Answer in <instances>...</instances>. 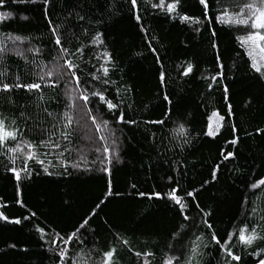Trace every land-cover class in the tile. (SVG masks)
Returning a JSON list of instances; mask_svg holds the SVG:
<instances>
[{
	"label": "trees",
	"instance_id": "16d2710c",
	"mask_svg": "<svg viewBox=\"0 0 264 264\" xmlns=\"http://www.w3.org/2000/svg\"><path fill=\"white\" fill-rule=\"evenodd\" d=\"M156 2L138 0L140 23L135 19L130 0H51L46 6L47 12L40 2L4 0L0 6V13L11 14L7 19L0 17V43L9 49L4 60L9 77L18 74L24 82H29L36 78L30 75L34 69L39 70L36 65L52 67L56 64L54 57L58 52L51 33V28L56 27L70 52L84 49L83 54L67 58L79 63L89 80L93 74L102 76L96 72L100 65L109 67L112 83L104 85L97 81L95 88H106L109 99L123 98L126 119L139 122L117 124L104 105L95 104V114L103 113L118 137L122 162L113 160L110 175L100 170L106 166L99 162L100 157L95 152L89 157L90 166L65 170L58 151L51 152L46 145L40 149L49 152L43 167L52 175L44 174L38 163L29 162L31 179L21 172L25 178L17 186L8 169L19 170L22 158H17L12 165L7 157L0 156V212L9 220H21L20 224L0 220V264H57L44 240H51L57 233L71 232L94 209L97 214L89 224L95 231L89 233L88 247L82 253L85 264H101L100 253L113 246L119 250L118 264H140L123 240H127L134 251L155 250L157 254L151 258L152 264H161L166 256L175 254L180 247L179 238L173 239L177 232L181 236L185 231L203 233L207 242L208 230L202 220L193 228L191 221L183 219L179 205L153 195L156 192L163 195L169 189L171 185L166 178H172L173 183L179 179V184L175 185L180 189L177 195L184 194L187 214L197 217L201 209L211 212L207 219L218 235H224L240 221L245 186L264 170V132L258 131L264 129V79L251 69L245 49L236 39L243 33L227 25L207 23L198 0H181L180 6L183 14L200 19L198 25L172 19L163 9L151 7V3ZM220 7L232 10L228 0H221ZM76 12L86 14L88 23L78 21ZM78 24L83 28L77 27ZM96 31L104 33V48L113 57L111 65L105 64L101 57L104 48L97 49L92 44L90 37ZM212 31L217 32L216 37H212ZM9 37H20L23 43L16 45ZM213 43L219 46V59ZM149 45L156 49L155 53ZM15 46L24 49L23 56L14 52ZM189 64L193 70L184 76ZM219 64L224 67L219 68ZM78 74L83 81L85 76ZM57 83L59 87L44 90L45 99L39 104L36 93L25 94L20 90L15 96L16 107L8 111L7 101L0 100V111L16 118L24 128L19 119L20 106L24 105L35 128L49 129L53 124L59 128L57 121L62 120L71 103L67 88L74 85V81L66 77ZM225 85L229 89L227 95L222 91ZM164 95L172 100L171 106L163 99ZM45 107L56 119L47 116L43 111ZM169 107L174 114L166 120L165 126L145 123L164 118ZM214 115L220 117L221 123L216 133L208 136L205 133L210 131ZM181 123L187 129L186 135L173 139V129ZM73 128L71 140L61 141L72 150H65L68 165L80 162V151L90 149L84 141L89 134L87 131L98 137L84 112ZM25 136L36 143L40 139L36 131L26 132ZM237 136L239 144L231 145L229 141ZM94 143L100 144L98 140ZM228 150L235 152V159L223 160L222 154H227ZM218 164L220 171L213 180L212 171ZM110 183L113 195L107 196ZM197 189L195 199L186 195ZM140 193L145 195L142 197ZM262 199L264 197L255 200L258 209H264ZM105 200L97 209L96 205ZM33 212L35 216H31ZM181 225L187 227L182 229ZM37 228L44 229L43 239ZM190 239L184 243H189ZM12 244L16 247L11 248ZM73 251L81 252L79 248ZM220 259L221 254L210 247L205 251L202 264H219ZM254 259L245 255L243 264Z\"/></svg>",
	"mask_w": 264,
	"mask_h": 264
},
{
	"label": "snow or ice",
	"instance_id": "6c2138e0",
	"mask_svg": "<svg viewBox=\"0 0 264 264\" xmlns=\"http://www.w3.org/2000/svg\"><path fill=\"white\" fill-rule=\"evenodd\" d=\"M12 2L19 3H37L40 2L45 5L44 11L47 12V5L51 3V0H12ZM4 0H0V6H3ZM201 8V15L209 24L219 23L221 25H227L233 28L237 32H242L243 34L238 35L236 39L239 41L241 47L245 49V53L250 60V67L256 73L259 74V78L264 79V0H228V7L232 10L229 12L227 8L220 7L221 0H198ZM132 9L134 10L135 19L137 23H140L142 16L139 14L138 0H130ZM181 0H157L156 3H151L152 8L163 9L165 13L172 19H179L180 22H192L194 24H199L200 19L195 18L186 14H183L181 9ZM210 10L212 14L210 15ZM78 18V21L88 23L86 19V14H80L78 12L74 13ZM11 14L5 15L0 13V17L5 19L10 18ZM28 19V17H24ZM77 27L83 28L82 24H78ZM144 31V29H141ZM199 31V29H196ZM86 32V29H84ZM52 39L57 46L58 56L54 57L56 64L52 67L47 65L41 66L36 65V69L30 75H34L36 78L30 80L29 82H24L20 75L13 74L9 77L4 60L9 52L7 46L0 43V100H6L8 104V111L16 107L15 96L20 91L23 90L25 94L36 93V103L39 104L43 102L44 90L46 88H56L59 87L57 81H63L66 77L69 81H74V88L72 92L75 95L70 96L71 103L67 105L68 111H65L62 115V120H58L57 123L60 125L57 128V124H53L51 128H35L31 121L32 117L28 114V109L26 106H20V117L19 119L24 123L25 127L21 128L20 124L17 122L16 118L9 117L4 111H0V156H5L10 161L12 165L16 164L17 158H22V165L18 170L16 167H10L8 170L13 174L17 186L22 181L23 178L31 179V172L29 169V162L38 163L41 165L43 173L46 175H52L47 167H43L45 164V159L48 157L49 152H42L46 145L51 152H57L61 158V164L65 170L68 167H72L75 170H80L79 163H73L68 165L67 158L65 156V150L71 152L70 148H66L65 144L61 141L68 142L71 140L74 132L73 124L75 122V117L72 113V109L75 108V101L77 99L83 101V106L85 107V115L89 116L92 124L95 126L97 132H101L102 129L108 128L109 120L104 119L103 113L100 115L95 114V104H102L109 113L115 117L117 124H138L139 122L134 119H126L124 110L123 98L116 99L113 96L111 99L108 98L107 89L97 90L94 83L97 81L102 82L104 85H109L112 83L109 77V67L100 65L96 68V72L102 74L91 75V80L87 78V74L82 73V69L79 63H75L72 59H69L70 55H76L77 53L83 54L84 49L78 48L75 53L70 52L66 47V43L62 40L63 34L56 28H51ZM74 35V33H73ZM212 37H216L217 32L212 31ZM15 44L16 41L23 43L20 37H9ZM92 44L95 48H104L105 36L103 32L96 31L92 37H90ZM151 48V45H149ZM213 49L217 50V59L220 58L219 46L216 43L212 44ZM31 51L32 49H28ZM39 52L38 49H36ZM153 53L156 52L155 48H151ZM18 55L23 56V52L17 51ZM140 55V53H138ZM101 57L104 59L105 64L111 65L113 63V57L111 52L106 48L101 52ZM100 59V57H97ZM157 59L159 57L157 56ZM63 61V63H60ZM34 63V62H33ZM219 68H223L222 64L218 65ZM44 69H47L46 71ZM193 70V66L189 64L186 70L183 72L184 76H187ZM83 74L85 78L81 80V75ZM223 76V73H220ZM161 82H164L165 75L162 72L160 74ZM213 80L216 79L215 76L212 77ZM130 93L131 89H127ZM222 91L227 95L229 89L227 85L223 86ZM67 94V93H66ZM163 99L167 102L169 106L172 105V100L168 95H164ZM115 101V102H114ZM92 104L93 107H88ZM43 111L48 117L53 116L52 112H49L47 107L43 108ZM171 107L164 114V118L159 120H149L145 123H151L159 125L161 127L166 125V120L172 116ZM235 126L233 125V129ZM32 131L39 133V142H33L29 140L25 133L31 134ZM177 137H184L186 135L187 129L185 125L181 123L179 128L175 130ZM215 130H210L205 134L208 136H213ZM259 132H264V129H258ZM108 135L112 140V145L115 146L118 140L116 132L112 129H108ZM101 141L106 140L105 135L99 137ZM187 142V141H186ZM231 145L239 144V137H235L229 141ZM104 152L108 154L107 163L111 165L113 159L120 163L119 152L117 151L115 157L112 155V149L104 146ZM223 160H228L229 158L235 159V152L228 150L227 154H222ZM43 157V158H42ZM223 162V161H222ZM85 171H91V169H84ZM101 171L108 172L111 174V168H101ZM179 172V170H177ZM220 171V165H216L212 171V179L217 178V173ZM21 172L25 174V177L21 176ZM36 172V175H39ZM166 182L171 186L162 195L160 192H156L153 195L158 199H167L176 205H179V212L183 216L185 221H191V225L195 228L200 221H203L205 228L208 230V241H204L203 233H193L185 231L183 236L180 232L175 233L173 239L179 238L180 247L176 250L175 254L166 256L162 260L161 264H202L204 259L205 251L214 247L218 254H221V259L219 264H243V258L245 255L248 257H254V260L247 261V264H264V209H258L255 200L264 197V170H261L256 174V178L245 186V193L242 196L243 204V215L240 221L231 226L230 231H225L224 235H218L216 230L213 228L212 223L207 219L211 216V212H204L203 209L200 210V215L197 217H192L187 214L186 201L184 199V194L177 195L180 191L175 185L179 184V179L172 182V178H166ZM135 188V185H132ZM190 191L186 195L188 197L196 198V192ZM111 183L109 184V191L107 196H112ZM119 195V193H117ZM143 197L145 193H140ZM151 199L152 196H149ZM105 201H101L96 205L99 209ZM264 204V199L261 200ZM199 208V204L196 205ZM97 212L92 210L90 214L82 219L78 226L69 233L60 234L57 233L51 240H44L45 245H48V251L52 252L57 260V264H85L83 261V249L87 248L89 233L94 232L95 229L91 227L89 221L95 217ZM36 213H31V216H35ZM30 217H25L29 219ZM0 220L7 221L9 223L20 224V219L9 220L8 216L0 212ZM186 225H181V228H186ZM41 234V239L44 238L46 233L44 229H36ZM189 243L185 244L186 240ZM223 241V243H222ZM124 246L127 247L128 251L133 254L139 261L140 264H152V259L156 256V251L151 249H145L144 251H134L128 244L127 240H123ZM11 248H15L16 245H10ZM171 248V246H169ZM79 248L80 253H76L73 250ZM27 251V249H25ZM118 248L113 246L108 250L100 253L101 264H118Z\"/></svg>",
	"mask_w": 264,
	"mask_h": 264
},
{
	"label": "rangeland",
	"instance_id": "374dc122",
	"mask_svg": "<svg viewBox=\"0 0 264 264\" xmlns=\"http://www.w3.org/2000/svg\"><path fill=\"white\" fill-rule=\"evenodd\" d=\"M13 42V41H12ZM18 42L20 41H17L15 44L17 45ZM21 43V42H20ZM21 45V44H19ZM15 49L14 52L17 53V51H20V52H23L24 49L22 50L21 47L19 46H15ZM26 50V49H25ZM65 80V79H64ZM75 83V82H74ZM74 88V85H70L67 89H68V93H69V97L72 96V95H75L74 92H72V89ZM71 101V99H70ZM88 107H90V105H88ZM74 113V117H75V121H78V119L83 116V112L85 113L86 109L85 107L83 106V101L77 99L75 101V108L73 109ZM88 119H89V123H92L90 117L88 116ZM220 123H221V119L219 116L217 115H214L211 120H210V130H215L214 133H216V131L218 130L219 126H220ZM76 125L78 126H83V123H80V122H76ZM94 126V125H93ZM95 127V126H94ZM84 128V127H83ZM108 129H112L109 125H108V128H104L102 129L101 132H97L96 131V128H95V131H96V134H97V139L94 137V135L91 133V131H87L88 136L84 138V141L86 142L87 146L90 148L89 150L92 152L91 154L88 152L89 150H86V149H83L80 151V162H78L80 164V168H84V167H87V166H90V162H89V157L92 156L93 152H95L96 154H98V157L99 158V162L102 163L103 166H106V168L110 167L111 165H108L107 163V156L108 154L104 152V146L107 144V146L109 148L112 149V155L113 157H115V154L116 152L118 151L119 149V143H118V140H117V143L115 146L112 145V140L111 138L109 137L108 135ZM113 130V129H112ZM115 131V130H113ZM86 134V132H85ZM101 135H105L106 136V140L104 141H101L99 139V137ZM117 136V134H116ZM94 140H98L100 142V144H95L94 143ZM119 152V151H118ZM114 160V159H113ZM113 163V162H112Z\"/></svg>",
	"mask_w": 264,
	"mask_h": 264
},
{
	"label": "clouds",
	"instance_id": "9594fccd",
	"mask_svg": "<svg viewBox=\"0 0 264 264\" xmlns=\"http://www.w3.org/2000/svg\"><path fill=\"white\" fill-rule=\"evenodd\" d=\"M180 125V124H179ZM179 128V126L177 127V128H175V129H173V139H177L178 137L176 136V129H178Z\"/></svg>",
	"mask_w": 264,
	"mask_h": 264
}]
</instances>
